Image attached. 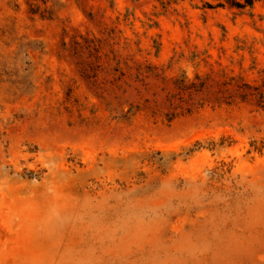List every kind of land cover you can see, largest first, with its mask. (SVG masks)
Masks as SVG:
<instances>
[{"label": "rangeland", "instance_id": "1", "mask_svg": "<svg viewBox=\"0 0 264 264\" xmlns=\"http://www.w3.org/2000/svg\"><path fill=\"white\" fill-rule=\"evenodd\" d=\"M248 1L0 0V264H264Z\"/></svg>", "mask_w": 264, "mask_h": 264}, {"label": "trees", "instance_id": "2", "mask_svg": "<svg viewBox=\"0 0 264 264\" xmlns=\"http://www.w3.org/2000/svg\"><path fill=\"white\" fill-rule=\"evenodd\" d=\"M254 1L255 0L248 1V4L251 5V4H253ZM246 87L249 88V89H252V86L247 85Z\"/></svg>", "mask_w": 264, "mask_h": 264}]
</instances>
